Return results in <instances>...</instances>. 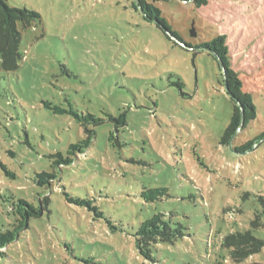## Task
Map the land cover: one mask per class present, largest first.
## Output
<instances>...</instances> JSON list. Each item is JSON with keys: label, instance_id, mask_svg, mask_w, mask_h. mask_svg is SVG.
I'll use <instances>...</instances> for the list:
<instances>
[{"label": "rangeland", "instance_id": "1", "mask_svg": "<svg viewBox=\"0 0 264 264\" xmlns=\"http://www.w3.org/2000/svg\"><path fill=\"white\" fill-rule=\"evenodd\" d=\"M133 1L8 0L41 17L22 29L17 71H4L0 55V159L19 177L0 167V227L15 222L9 189L38 205L47 189L35 184V171H56L59 181L49 210L31 218L1 264H149L134 233L155 213L186 234L157 245L162 264H264V249L237 263L221 246L237 231L264 239V139L233 150L264 132V0H211L201 9L180 0L158 3L192 45L230 33L235 67L244 89L258 91L259 111L232 145L221 144L234 104L218 62L208 51L175 44ZM45 102L104 120L91 126L96 137L72 165L59 168L49 156L83 139L85 127ZM122 114L126 125L109 120ZM145 187L168 194L147 202ZM65 191L93 200L124 230L112 231L106 218L70 203ZM258 215L262 224L254 228Z\"/></svg>", "mask_w": 264, "mask_h": 264}, {"label": "trees", "instance_id": "2", "mask_svg": "<svg viewBox=\"0 0 264 264\" xmlns=\"http://www.w3.org/2000/svg\"><path fill=\"white\" fill-rule=\"evenodd\" d=\"M161 1L169 0H134L133 7L140 11L147 21H151L175 44H181L188 49H200L208 51L210 55L218 62L221 75L223 77V86L233 102V113L231 122L229 123L225 133L221 139V144L232 145L237 134L244 129L251 121L258 119L259 111L254 102L255 93L253 91H246L244 89V82L242 80V71L235 67L234 56L229 45L230 33H218L216 36L202 41L200 44L192 45V43L185 40L183 35L178 31L174 25L163 16L162 9L158 6ZM185 3H190L196 9L207 7L211 0H180ZM39 12L30 10L26 7H15L8 3V0H0V55L2 68L6 72H14L20 68L21 62L24 58L21 51V44L23 33L22 29H28L33 25V22L40 19ZM45 106L53 109L56 113L70 114L85 127L86 136L77 143H70L66 151L59 150L49 157L53 159V164L59 168L65 165H72L75 163L79 155H84L91 147L97 131L92 125L101 124L104 120L96 117L94 113H84L78 108H74L71 104L69 109L62 108L58 105H53L51 102H45ZM109 120L115 121L117 124L126 125V115L122 114L119 117L110 115ZM112 137H114L112 135ZM264 139V132L256 138L249 140L241 145H233V150L236 152H245L252 148L255 143ZM7 154L12 157H17L18 153L12 149H8ZM0 167L5 171V174L17 179L18 174L10 169L0 159ZM35 184L47 189L44 196L39 197V204L36 205L34 201L27 198L17 197L14 192H11V206L10 213L15 216L12 228L4 230L6 226L0 227V257L6 256V249L14 243L20 236L21 232L30 226V220L33 216L40 217L46 210H49L51 196L49 192L54 187L55 181H59V175L56 171L49 172L46 170L35 171L33 177ZM67 200L70 203L87 206L94 211L96 217L106 218L111 230L123 231V225L115 224L110 218L106 217L95 202L90 199L71 196L67 191L64 192ZM168 191L166 188L145 187L141 196L147 202H155L161 200ZM0 197H3L0 190ZM263 205L264 214V196L259 197ZM262 224L261 215L252 221L254 228ZM183 227H175L171 220L167 219L163 213H155L150 218L139 223L134 236L136 238L137 247L140 254L148 260L149 264H162L160 260L154 257V251L159 243H174L178 238L184 237ZM222 248L229 250V255L234 262L240 263L248 257L261 252L264 249V239L254 235L252 230L244 232L237 231L226 235L222 240ZM1 264V261H0Z\"/></svg>", "mask_w": 264, "mask_h": 264}, {"label": "water", "instance_id": "3", "mask_svg": "<svg viewBox=\"0 0 264 264\" xmlns=\"http://www.w3.org/2000/svg\"><path fill=\"white\" fill-rule=\"evenodd\" d=\"M193 35H195V34L193 33Z\"/></svg>", "mask_w": 264, "mask_h": 264}]
</instances>
